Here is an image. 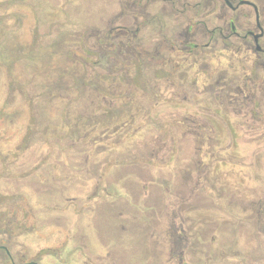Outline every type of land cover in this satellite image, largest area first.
<instances>
[{
	"label": "flooded vegetation",
	"instance_id": "flooded-vegetation-1",
	"mask_svg": "<svg viewBox=\"0 0 264 264\" xmlns=\"http://www.w3.org/2000/svg\"><path fill=\"white\" fill-rule=\"evenodd\" d=\"M117 4L109 26L94 28L89 46L80 42L74 50V91L81 96L88 88L95 117L156 116V154L170 153L153 177L170 198L157 210L170 214L171 229H150L160 253L156 260L138 254L136 264H159L161 257L163 264H264V0ZM164 134L169 143L162 144ZM105 176L99 175L95 189ZM128 176L138 177L120 180ZM117 213L123 221L116 227L126 230L129 211ZM1 220L0 264H45L44 248L40 257L17 252L14 223ZM143 224L134 223L142 237L136 250L147 244ZM170 242L177 253L166 256L161 247ZM64 252L53 261H70ZM121 258L112 264H129Z\"/></svg>",
	"mask_w": 264,
	"mask_h": 264
},
{
	"label": "rangeland",
	"instance_id": "rangeland-1",
	"mask_svg": "<svg viewBox=\"0 0 264 264\" xmlns=\"http://www.w3.org/2000/svg\"><path fill=\"white\" fill-rule=\"evenodd\" d=\"M118 10L117 0H0V43H9L15 60L11 71L0 64V216L1 221L14 223V249L40 257L44 248L45 264H112L122 256L136 264L138 254L156 260L159 248L149 236L150 229L163 228L166 233L171 229L170 214L157 210L170 198L160 193L166 188L156 186L153 174L169 163L170 153L156 154L161 136L154 131L156 116L145 117L142 112L134 118L95 117L88 88L81 96L74 91V55L58 63L64 74L60 93L43 97L41 110L29 103L35 93L32 82L48 83L49 78L41 70L34 73L33 67L41 62L24 55L44 54L57 40L66 51L76 50L80 42L89 46L92 30L107 28ZM24 57L28 64L21 61ZM14 80L29 89L27 98L22 92L9 93ZM164 136L162 144L169 143V134ZM101 173L108 178L98 190ZM132 174L138 177L121 181ZM124 208L129 211L123 216L129 225L121 231L116 223L123 220L117 212ZM140 221L147 244L136 250L142 237L134 223ZM180 223L178 219L176 225ZM62 248L64 254L69 252L67 263H62L65 256L53 261ZM163 248L166 256L173 249L177 253L174 243ZM187 250L191 254L190 247ZM163 261L161 257L159 264Z\"/></svg>",
	"mask_w": 264,
	"mask_h": 264
},
{
	"label": "trees",
	"instance_id": "trees-1",
	"mask_svg": "<svg viewBox=\"0 0 264 264\" xmlns=\"http://www.w3.org/2000/svg\"><path fill=\"white\" fill-rule=\"evenodd\" d=\"M71 49V48H70ZM44 53V52H43ZM74 50H68L66 51L63 47H61V43L57 41H53V44L47 51L42 53H36L35 51H32L28 53L27 55H24L28 58L29 61H32V59H35L39 61L40 64L36 63V67H33V71L38 72L39 70L43 71L46 74V78H49L48 83H36L35 81L32 82L31 88L35 93L31 95L29 103L31 104L32 109L41 110V107L43 105V97L47 96L48 94L54 95V93H60L62 90V79L63 74L59 70V62L62 58H68L71 55H74ZM14 53L9 45V43L5 40L2 43H0V64L2 66H9V70H12V65L14 64L15 60L13 59ZM25 57L21 59L22 62H25L28 64V60H25ZM71 58V57H70ZM19 60V59H18ZM12 66V67H11ZM41 67V68H40ZM17 80H14V83H11L9 85V93L14 94L15 91L22 92L23 95L27 98L29 89L23 88L19 86ZM58 93V94H59ZM6 106L8 103L5 104ZM5 106V107H6ZM36 107V108H34Z\"/></svg>",
	"mask_w": 264,
	"mask_h": 264
}]
</instances>
